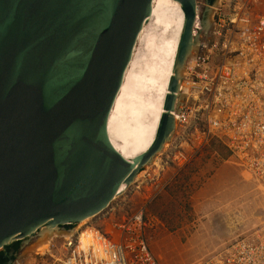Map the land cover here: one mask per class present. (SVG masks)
I'll use <instances>...</instances> for the list:
<instances>
[{
    "label": "water",
    "instance_id": "95a60500",
    "mask_svg": "<svg viewBox=\"0 0 264 264\" xmlns=\"http://www.w3.org/2000/svg\"><path fill=\"white\" fill-rule=\"evenodd\" d=\"M176 1L185 23L166 113L130 161L109 124L154 0H0V253L97 216L169 141L179 71L197 45V0ZM215 1L205 0L203 30Z\"/></svg>",
    "mask_w": 264,
    "mask_h": 264
},
{
    "label": "built area",
    "instance_id": "2783aa9c",
    "mask_svg": "<svg viewBox=\"0 0 264 264\" xmlns=\"http://www.w3.org/2000/svg\"><path fill=\"white\" fill-rule=\"evenodd\" d=\"M207 6L205 0H197V45L180 81V90L187 86L178 101L183 116L175 119L181 125L177 129L181 140L170 147L178 150L182 141L195 142L190 154L181 153L188 164L205 147L219 142L264 189V0H222L211 8L209 27L203 30ZM194 120L198 123L193 124ZM164 187L156 184L158 192ZM148 205L122 221H113L107 230L98 225L104 214L91 218V225L58 226L60 234L40 255L53 264H161L149 249ZM252 256L264 260V226L253 237L232 242L224 254L200 264H249Z\"/></svg>",
    "mask_w": 264,
    "mask_h": 264
},
{
    "label": "rangeland",
    "instance_id": "374dc122",
    "mask_svg": "<svg viewBox=\"0 0 264 264\" xmlns=\"http://www.w3.org/2000/svg\"><path fill=\"white\" fill-rule=\"evenodd\" d=\"M221 1L216 0L213 8ZM182 143L186 144L178 150L169 144L164 146L98 223L99 228L108 229L113 221L131 216L156 193L146 212L151 221L147 238L161 264H200L263 228L264 189L231 159L228 149L214 142L186 164L181 153L190 154L193 146H189L192 141ZM159 181L168 184L158 192L153 185ZM87 221L81 224L94 223L90 218ZM59 234H54L48 244L43 243L46 249ZM35 238L21 242L16 259H24L25 264H53L51 259L42 258L40 251H31L40 235Z\"/></svg>",
    "mask_w": 264,
    "mask_h": 264
},
{
    "label": "bare ground",
    "instance_id": "6f19581e",
    "mask_svg": "<svg viewBox=\"0 0 264 264\" xmlns=\"http://www.w3.org/2000/svg\"><path fill=\"white\" fill-rule=\"evenodd\" d=\"M184 23V12L178 1L154 0L152 15L145 24L139 37L132 63L126 72L125 82L118 95L110 118L109 131L112 143L127 160L133 161L138 158V156L147 152L157 136L163 114L166 113L165 101L167 95L170 94V82L172 78L176 76V58ZM196 24L200 25L199 21H197ZM194 51L195 48L190 58L194 56ZM179 73L182 76V71H179ZM186 90L187 86H183L182 90H180L179 87L175 109L171 112L175 119L183 116L181 113L182 107L178 104V101L180 95H183V92ZM197 108H200V106ZM187 118L193 119L194 117L188 115ZM174 122L176 130L174 128V131L170 134V139L168 141L170 143L173 137H175L174 140H180L176 136L177 129L181 128V125L178 121L176 122L174 120ZM197 123L196 120L193 121V124ZM193 124L190 123L188 126L193 127ZM168 142L166 145H170ZM183 144L186 143H182V145ZM191 145L194 146L195 142L189 144V146ZM156 156L157 154L153 159ZM238 164L242 167L240 161H238ZM139 174L136 175V179H138ZM157 183L166 186L160 181L156 182L153 185V189L155 190ZM129 186L131 185L124 184L118 195L123 196L121 193L125 192ZM118 195L115 197V200L119 199L120 196ZM154 196L155 194H152L149 197V204L156 198ZM106 210L100 214H104ZM91 218L92 217H90V219ZM87 220H89V218L85 219V222H88ZM262 221L261 226H264V218ZM81 222L84 223V220ZM81 222L76 224L79 225ZM80 226L84 225L81 224ZM59 231L57 227H43L40 229L35 236L38 237L40 235V239L38 243L30 248L32 249L31 251H34V253H38L39 251L42 254L45 253L46 246L43 243L46 242V244H48L52 236L59 233ZM149 249L154 256H157L151 246H149ZM260 261L263 262L264 260L260 259L258 256H252L248 260L249 264H259ZM17 262L25 264L24 259H17L15 264H17Z\"/></svg>",
    "mask_w": 264,
    "mask_h": 264
},
{
    "label": "trees",
    "instance_id": "16d2710c",
    "mask_svg": "<svg viewBox=\"0 0 264 264\" xmlns=\"http://www.w3.org/2000/svg\"><path fill=\"white\" fill-rule=\"evenodd\" d=\"M21 242H15L14 244L8 246L7 249H14L16 252L20 250ZM7 261V258L5 257V253H0V264H5Z\"/></svg>",
    "mask_w": 264,
    "mask_h": 264
},
{
    "label": "flooded vegetation",
    "instance_id": "af4514ba",
    "mask_svg": "<svg viewBox=\"0 0 264 264\" xmlns=\"http://www.w3.org/2000/svg\"><path fill=\"white\" fill-rule=\"evenodd\" d=\"M15 250L14 249H7V251H5L4 253H5V257L7 258V261H6V263L5 264H8L10 261H12L13 260V263L17 260L16 259V256H13L12 254H13V252H14ZM16 252V251H15ZM11 256H12V258H11ZM12 263V264H13ZM15 264V263H14Z\"/></svg>",
    "mask_w": 264,
    "mask_h": 264
},
{
    "label": "crops",
    "instance_id": "0c3cea01",
    "mask_svg": "<svg viewBox=\"0 0 264 264\" xmlns=\"http://www.w3.org/2000/svg\"><path fill=\"white\" fill-rule=\"evenodd\" d=\"M168 184V183H167ZM167 184H165V185H167Z\"/></svg>",
    "mask_w": 264,
    "mask_h": 264
}]
</instances>
